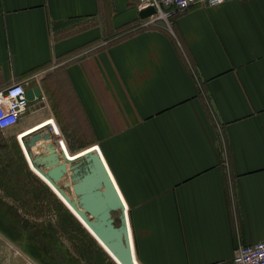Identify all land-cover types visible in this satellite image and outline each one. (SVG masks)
I'll return each instance as SVG.
<instances>
[{
    "label": "crops",
    "instance_id": "crops-1",
    "mask_svg": "<svg viewBox=\"0 0 264 264\" xmlns=\"http://www.w3.org/2000/svg\"><path fill=\"white\" fill-rule=\"evenodd\" d=\"M141 8L0 0V89H42L28 126L0 129V192L19 184L18 148L29 166L21 131L53 118L72 155L63 129H89L78 141L107 161L138 264H234L264 239V0L196 3L169 24Z\"/></svg>",
    "mask_w": 264,
    "mask_h": 264
},
{
    "label": "rangeland",
    "instance_id": "rangeland-1",
    "mask_svg": "<svg viewBox=\"0 0 264 264\" xmlns=\"http://www.w3.org/2000/svg\"><path fill=\"white\" fill-rule=\"evenodd\" d=\"M122 31L116 32V37L131 32ZM23 120L8 129L9 132L11 130L9 135L14 137L15 130L20 131L29 125L27 120ZM43 123L21 131V136L43 128L46 125ZM63 132L71 149H78L72 155L67 152L71 157H79L92 149V146L81 149L88 143L78 141L90 139L89 129L70 127L63 129ZM21 140L30 167L18 148L19 184L8 187L12 192H0L1 201H13L10 202L13 204L11 207L0 206V264H122L59 188L38 170L24 137ZM13 146L16 147L15 144ZM126 211L128 216L127 204ZM120 213V209L112 212L116 224L120 222Z\"/></svg>",
    "mask_w": 264,
    "mask_h": 264
},
{
    "label": "water",
    "instance_id": "water-1",
    "mask_svg": "<svg viewBox=\"0 0 264 264\" xmlns=\"http://www.w3.org/2000/svg\"><path fill=\"white\" fill-rule=\"evenodd\" d=\"M155 12L153 5L139 11L141 18ZM30 100L42 96L39 84L28 86ZM53 133L38 128L24 135V140L38 170L59 188L64 197L86 220L96 234L123 264L136 261L126 204L98 148L85 151L79 157L65 158L54 141ZM49 140V141H48ZM38 143L36 152L31 149ZM121 209L120 223L114 222L112 211Z\"/></svg>",
    "mask_w": 264,
    "mask_h": 264
},
{
    "label": "built area",
    "instance_id": "built-area-1",
    "mask_svg": "<svg viewBox=\"0 0 264 264\" xmlns=\"http://www.w3.org/2000/svg\"><path fill=\"white\" fill-rule=\"evenodd\" d=\"M223 1L224 0H140L142 8L148 5H153L155 7V12L146 17V24H153L158 20H163L169 24L174 17L184 13L190 6L196 3L217 5ZM27 87L25 81H14L0 89V129H7L16 125L30 107L33 100H30L26 94ZM46 126L49 131L53 133V138L57 146H60L59 142H64V140L55 123L52 122ZM233 263L264 264V239L240 244L234 253Z\"/></svg>",
    "mask_w": 264,
    "mask_h": 264
},
{
    "label": "bare ground",
    "instance_id": "bare-ground-1",
    "mask_svg": "<svg viewBox=\"0 0 264 264\" xmlns=\"http://www.w3.org/2000/svg\"><path fill=\"white\" fill-rule=\"evenodd\" d=\"M52 122H54V119L53 118H49L48 120H46L43 124H46V125H48L49 123H52ZM21 134L22 133H19L18 134V140H19V142L21 143V146H22V148H23V150H24V147H23V142H22V138L24 137V136H21ZM61 146H63V143H62V141H60V143H59ZM61 146H60V151L61 152H63V150H64V152L62 153V158H65L66 156H65V152H66V154H67V150L65 149V148H61ZM28 148V147H27ZM93 148H97V146L96 145H92V149ZM59 149V148H58ZM28 150H29V148H28ZM77 152V151H76ZM26 155V154H25ZM67 156L70 158L71 156L70 155H68L67 154ZM27 157V156H26ZM71 158H73V157H71ZM66 160H68L67 158H65ZM118 209H120V208H118ZM118 209H115V210H113L112 212H115V211H117ZM121 210V209H120ZM119 221H120V216H119ZM114 222L116 223V219L114 218ZM120 223V222H119ZM95 232V231H94ZM95 234H96V232H95ZM97 235V234H96ZM98 236V235H97ZM99 237V236H98ZM100 238V237H99ZM101 239V238H100ZM102 240V239H101ZM103 241V240H102ZM104 242V241H103ZM105 243V242H104ZM117 257V256H116ZM118 258V257H117ZM119 259V258H118ZM120 260V259H119ZM123 264V263H122Z\"/></svg>",
    "mask_w": 264,
    "mask_h": 264
},
{
    "label": "flooded vegetation",
    "instance_id": "flooded-vegetation-1",
    "mask_svg": "<svg viewBox=\"0 0 264 264\" xmlns=\"http://www.w3.org/2000/svg\"><path fill=\"white\" fill-rule=\"evenodd\" d=\"M0 202H2V204H0L1 207H11V206H13V204L10 203V202H13V201H6V203H4V201H0Z\"/></svg>",
    "mask_w": 264,
    "mask_h": 264
},
{
    "label": "trees",
    "instance_id": "trees-1",
    "mask_svg": "<svg viewBox=\"0 0 264 264\" xmlns=\"http://www.w3.org/2000/svg\"><path fill=\"white\" fill-rule=\"evenodd\" d=\"M1 201V200H0Z\"/></svg>",
    "mask_w": 264,
    "mask_h": 264
}]
</instances>
